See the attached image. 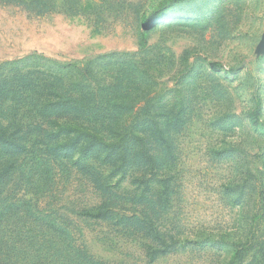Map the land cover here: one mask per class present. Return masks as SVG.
<instances>
[{
    "label": "rangeland",
    "instance_id": "1",
    "mask_svg": "<svg viewBox=\"0 0 264 264\" xmlns=\"http://www.w3.org/2000/svg\"><path fill=\"white\" fill-rule=\"evenodd\" d=\"M53 1L0 0V64L117 55L101 72L130 95L131 128L145 119L151 163L111 179L105 224L81 217L95 194L79 174L20 169L7 226L55 220L89 264H264V0Z\"/></svg>",
    "mask_w": 264,
    "mask_h": 264
},
{
    "label": "trees",
    "instance_id": "2",
    "mask_svg": "<svg viewBox=\"0 0 264 264\" xmlns=\"http://www.w3.org/2000/svg\"><path fill=\"white\" fill-rule=\"evenodd\" d=\"M31 1L39 11L54 3ZM115 56L80 65L32 53L0 64V264H89L84 252L63 240L70 235L55 220L44 229L19 221L7 226L6 215L18 212L4 213L2 196L18 170L21 179L46 175L47 186L55 164L61 173L79 174L95 194V203L83 208L81 217L105 224L116 217L111 179L125 180L135 168L151 163L144 144L145 119L131 128L129 115L135 106L126 107L130 95L118 93L114 74L101 72ZM259 115L260 107L251 112L252 125Z\"/></svg>",
    "mask_w": 264,
    "mask_h": 264
}]
</instances>
